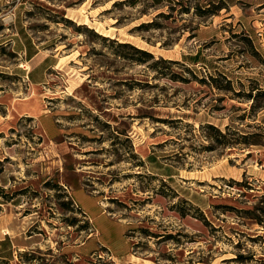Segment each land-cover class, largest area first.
<instances>
[{"label":"rangeland","instance_id":"374dc122","mask_svg":"<svg viewBox=\"0 0 264 264\" xmlns=\"http://www.w3.org/2000/svg\"><path fill=\"white\" fill-rule=\"evenodd\" d=\"M37 81L59 132L1 126L0 264L264 255V0H0V99Z\"/></svg>","mask_w":264,"mask_h":264},{"label":"crops","instance_id":"0c3cea01","mask_svg":"<svg viewBox=\"0 0 264 264\" xmlns=\"http://www.w3.org/2000/svg\"><path fill=\"white\" fill-rule=\"evenodd\" d=\"M226 9H229V7H225ZM230 18V17H229ZM228 18V19H229ZM41 50H38L37 52H34L35 54L32 56L38 57L41 53ZM54 57V55H53ZM53 57L51 59H47L45 62L41 61V67L39 69H44V71L47 70L48 67L51 65H57L56 62H54ZM31 58V59H32ZM39 60H41L39 58ZM37 64V63H35ZM45 82L44 81H37L35 84H33L34 87H37L36 89L39 90V94L42 96L33 97L30 96L29 98H20L16 96H10V95H4L0 102L7 105V112L0 117V128L2 124H5V122L9 123L13 120V118H19L22 115L25 116H31L41 123L43 130L48 138L56 137L59 128L57 126L56 120H55V113L51 111L47 105V102L45 101V97H48L44 91L42 90V87H44ZM9 121V122H8ZM1 131H4L3 128L0 129ZM72 198L77 203V205L83 210V212L87 215H89L91 218L94 219L96 217L99 218L100 223L105 228L104 224V216L101 213V208L99 206V199L97 196L89 194L83 187H77L73 188L72 190ZM129 251L126 253L119 254V259L125 258L127 256ZM131 263L137 264L136 261L133 259L130 261Z\"/></svg>","mask_w":264,"mask_h":264},{"label":"trees","instance_id":"16d2710c","mask_svg":"<svg viewBox=\"0 0 264 264\" xmlns=\"http://www.w3.org/2000/svg\"><path fill=\"white\" fill-rule=\"evenodd\" d=\"M222 7H225V6L224 5L218 6V9L220 10V9H222ZM213 13H216V12L214 11ZM121 44L131 46L138 53H142V54H145L147 56L154 57L153 53H151L150 51H148L146 49H142V48L136 47L134 45H129V43H127V42H124ZM160 59H162L166 62H169V63H179V61H176V60L163 59L161 57H160ZM170 77L172 79H175V80L180 78V76L177 75V73H171ZM181 80H185V79L183 78ZM187 214H188L187 212L182 211L183 216L187 215ZM84 215L86 216L85 213H84ZM203 218H204L203 220H205V217H203ZM223 262L235 263V264H264V255H260V256L256 257L255 253H244V252L238 251L234 254V256L225 258L223 260Z\"/></svg>","mask_w":264,"mask_h":264},{"label":"bare ground","instance_id":"6f19581e","mask_svg":"<svg viewBox=\"0 0 264 264\" xmlns=\"http://www.w3.org/2000/svg\"><path fill=\"white\" fill-rule=\"evenodd\" d=\"M74 9V8H73ZM88 17V16H87ZM84 24H86V23H84ZM102 24V23H101ZM106 29V28H105ZM138 45V44H137ZM139 47H142V48H144L143 46H140V45H138ZM146 49H148L149 51H151V52H153V53H155V51L154 50H152L151 48H146ZM157 53H160L161 54V52L160 51H158Z\"/></svg>","mask_w":264,"mask_h":264}]
</instances>
